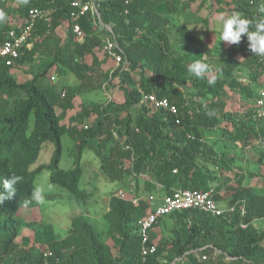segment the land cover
Listing matches in <instances>:
<instances>
[{
  "label": "trees",
  "instance_id": "obj_1",
  "mask_svg": "<svg viewBox=\"0 0 264 264\" xmlns=\"http://www.w3.org/2000/svg\"><path fill=\"white\" fill-rule=\"evenodd\" d=\"M260 2L101 0V23L83 17L79 36L73 32L70 0H0V44L28 23L31 10L51 11L52 18L50 25L37 20L31 49L24 48L12 66L0 64V193L5 179L22 177L15 197L0 203V264H264V229L254 224L264 220V194L245 185L257 175L251 170L240 174L237 151H221L206 140L215 131L225 132L220 127L225 120L234 127V146L254 138L264 148V117L255 120L252 108L244 116L251 122H242L225 111L222 99L230 89L243 103L254 104L264 90V58L249 50L246 36L239 45L220 41L207 46L190 25L208 20L189 14L219 5L226 16L238 12L248 18L254 31ZM180 17L184 24L176 23ZM61 27L66 36L53 43ZM107 39L118 44L124 63L117 65L108 54ZM197 60L211 69L205 78L188 71ZM14 71H23L24 77L16 78ZM69 74L76 78L74 85ZM53 75L60 78L56 83ZM212 78L216 82L209 85ZM102 90L110 95L106 103L77 110V97ZM151 95L167 98L178 113L155 109L145 101ZM66 134L76 144V165L69 170L60 167ZM47 142L55 146L50 163L32 169ZM87 148L101 159L103 174L127 188L124 199L119 192L110 198L104 215L107 239L86 215L73 218L64 238L49 223H25L21 210L39 206L31 192L44 170L51 172L50 183L78 201L88 200L91 194L81 188ZM257 158L261 171L264 155ZM211 189L217 203L228 201V210L222 216L199 210L167 215L149 231V245L157 251L144 258L137 222L154 211L150 195ZM24 226L32 230V242L23 238L21 245L16 240Z\"/></svg>",
  "mask_w": 264,
  "mask_h": 264
},
{
  "label": "rangeland",
  "instance_id": "obj_2",
  "mask_svg": "<svg viewBox=\"0 0 264 264\" xmlns=\"http://www.w3.org/2000/svg\"><path fill=\"white\" fill-rule=\"evenodd\" d=\"M189 14L194 18H201L208 20V24L203 22H196L195 24L190 25V28L196 32L199 36L204 38L205 44L207 46H213L214 44L220 42L219 40V31L222 25V17L226 18V13L221 6L215 5L212 10L210 8H204L201 13L196 15L197 13L194 10H190ZM197 16V17H196ZM177 22H181V24L185 23V19L178 18ZM67 30L65 27H61L57 29L56 36L53 38L52 42H58V40H64L66 36ZM174 33V30L173 32ZM178 34V33H177ZM174 35L172 34L171 38L174 42ZM176 36V35H175ZM219 44V43H218ZM241 55H239V58ZM108 67L112 65V62L108 61ZM27 69V68H25ZM24 69V70H25ZM16 73L14 76L16 78H23V71H14ZM60 78L56 75L51 77V82L56 83ZM68 80L70 85H74L76 83V78L74 74L68 75ZM262 82L264 83V77H262ZM228 110L231 112L232 116H238L239 111H247V113L243 114L247 116L248 112L251 108L247 110H241L244 106L239 101L240 97L238 92L228 89ZM110 99L109 93L107 91H95L93 93H88L83 96L77 97L75 103L77 104V110L81 109V107L85 104H103L106 103ZM240 102V103H239ZM264 125V120L262 121ZM63 143V155L60 167L62 169H73L75 167V141H73L67 134L62 138ZM232 143V142H231ZM240 146L248 149L250 146L251 153L249 157L252 158L250 163L252 164L250 167L251 172L255 173L256 178L250 182L249 186H253L259 192V194H264V166L261 167L258 164V156L261 157L264 155L263 146L258 145V141L254 138L249 141H239ZM264 145V143H262ZM236 146V145H235ZM238 148V147H237ZM241 148V149H243ZM239 149V151L241 150ZM55 150V146L52 142H47L43 145L38 160L36 164L32 166V169L37 168L40 165L49 164L53 153ZM255 156V158H253ZM249 163V165H250ZM82 168L84 170V177L82 179L81 188L86 191L89 195L88 200H76L71 197L68 192L61 188L58 185H54L50 183V175L51 172L49 170H44L36 176L35 186H42L44 188V200L39 204L36 208H28L24 207L21 210V215L25 221V223L35 221L37 223H49L53 225L56 235L58 238H64L67 236L68 231L72 227V220L74 217L80 215H86L91 220V223L95 225L98 229L101 237L106 240L107 239V225L104 221V215L109 210V201L110 198L118 193L119 191H127V188H123V186L119 183H112L102 172L101 170V159L95 154L94 151L87 148L83 152L82 157ZM237 165L244 166V163L240 160ZM159 200L157 199L154 202V206L157 207L159 205ZM220 205V204H219ZM221 208L223 210L228 209L227 202L221 203ZM259 228L264 229V220L255 221L254 223ZM21 236L16 240L18 244H23V238H27L32 242L33 232L27 226H24ZM30 242V244H31Z\"/></svg>",
  "mask_w": 264,
  "mask_h": 264
},
{
  "label": "built area",
  "instance_id": "obj_3",
  "mask_svg": "<svg viewBox=\"0 0 264 264\" xmlns=\"http://www.w3.org/2000/svg\"><path fill=\"white\" fill-rule=\"evenodd\" d=\"M256 1L261 0H250V4L254 5ZM100 2L101 0H70V19L75 34L79 36L82 35L79 22L87 15H90L95 22L99 24L101 23L99 12ZM50 14L51 11L33 9L30 11L28 23L22 26L19 32L15 30L10 31L8 39L0 44V64L4 63L7 67L12 66L14 62L21 57L24 48L31 49L32 44L29 40L32 37L33 29L37 20L43 19L50 25L52 23ZM105 49L108 54L113 57L117 65L124 63L122 54L117 52L119 46L115 41L107 39ZM261 61L264 62L263 60ZM145 101L153 104L155 109L161 108L174 114L178 113L177 107L171 104L167 98L158 99L151 95L145 96ZM255 113V120L264 117V90L260 93V97H258L255 102ZM179 123L180 122L178 121V124ZM236 145H240L239 142H236ZM118 196L124 199L125 192L119 191ZM157 199L158 198L154 196L150 197L153 205ZM136 202L137 201L135 200V203ZM184 210H199L208 215L222 216L228 209L223 210L219 203L216 202L214 189L205 192L198 190H176L171 195L162 196L159 205L154 208V211L137 222L139 234L143 242L142 256L144 258L155 254L157 251L154 245H149V231L167 215ZM229 211H233V208H230ZM241 213L243 215L245 214L244 207L242 208ZM241 227L247 228V224L242 223ZM203 259L206 260V257H203Z\"/></svg>",
  "mask_w": 264,
  "mask_h": 264
},
{
  "label": "clouds",
  "instance_id": "obj_4",
  "mask_svg": "<svg viewBox=\"0 0 264 264\" xmlns=\"http://www.w3.org/2000/svg\"><path fill=\"white\" fill-rule=\"evenodd\" d=\"M2 18L3 17L0 16V19ZM250 24L251 21L238 12H233L226 18L222 17L219 40L229 45H239L242 37L246 36L249 42V50L254 55L264 58V0H261L258 7V17L256 18L254 31L250 30ZM188 71L197 78H205L211 69L207 63L197 60L189 65ZM215 82V78L207 80L209 85H214ZM253 108H255V103ZM213 114V112L208 113L209 116ZM21 180L22 177L12 175L9 179L3 181V188L5 191L0 193V203L15 197V185ZM44 191L42 186H34L31 192L32 201L42 203L44 200Z\"/></svg>",
  "mask_w": 264,
  "mask_h": 264
},
{
  "label": "crops",
  "instance_id": "obj_5",
  "mask_svg": "<svg viewBox=\"0 0 264 264\" xmlns=\"http://www.w3.org/2000/svg\"><path fill=\"white\" fill-rule=\"evenodd\" d=\"M228 92L226 93V94H224L223 95V100H224V102L226 103V109H225V111L226 112H229V110H228V105H229V102H228ZM240 97V96H239ZM239 101L241 102V103H243V101L241 100V99H239ZM239 102V103H240ZM242 105H244L242 108H241V110H247L248 108H253V105L254 104H252V105H250V104H248V103H243ZM250 109V110H251ZM245 113H247V111H244V112H242V111H239L238 112V117H240V118H242V122H245V121H247L248 120V122L250 123L251 121L249 120V119H247L246 120V118L244 117V115L243 114H245ZM237 117V116H236ZM220 127L221 128H223V129H225V132L224 133H219L218 131H215L214 133H212V135H210L209 137H206V140L208 141V142H210V144H213L214 142H216V147L217 148H219V147H221V151L222 150H224V151H229V152H231V151H234V150H236L237 151V154H239V159L237 160V162H236V164L238 163V161L240 160L241 162H243L244 163V166H241V165H238L237 166V168H239V173L240 174H244V175H246V174H248V170H250V167H251V163L248 161L249 159V157L248 156H250V155H252V153H250L251 152V150H249L250 149V147L248 148V149H245V152H241V150H243V149H241V148H243V147H241L240 145L239 146H237V147H235L232 143H231V141H230V138H231V134H232V132H233V130H234V127H233V125H232V123H230L229 121H225V120H221V123H220ZM240 144V143H239ZM217 148H215L214 150H216V151H219V149H217ZM239 149H241L240 151H239ZM250 153V154H249ZM244 157H246L245 159H243ZM251 157V156H250ZM253 158H255V156H253ZM252 159V158H251ZM249 163H250V165H249ZM210 168L212 169V170H214L216 173H219L218 171H216V170H218V168L216 167V166H213L212 164L210 165ZM241 168V169H240ZM243 168V169H242ZM237 171H235V173H236ZM229 176L228 177H233L234 178V173H229L228 174ZM256 177H253V179H251V181H253L254 179H255ZM250 181V182H251ZM234 182V181H233ZM232 182V183H233ZM250 182L249 181H246L245 182V185H250ZM160 187V186H159ZM253 187V186H252ZM254 189H256L255 187H253ZM224 193L225 192H223L222 194H220L221 196H223L224 195ZM151 196H154V197H156V198H158V200H159V202H160V198L162 197V196H164V195H159V194H152V195H150V197ZM225 202H227V204H228V201H225ZM221 205V204H220ZM221 207V206H220ZM228 207H229V205H228Z\"/></svg>",
  "mask_w": 264,
  "mask_h": 264
}]
</instances>
